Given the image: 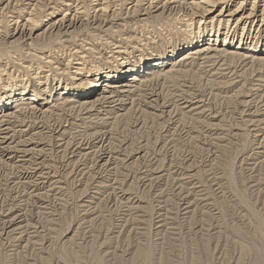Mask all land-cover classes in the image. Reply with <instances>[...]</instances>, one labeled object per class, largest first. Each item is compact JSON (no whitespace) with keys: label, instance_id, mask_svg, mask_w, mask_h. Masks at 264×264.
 <instances>
[{"label":"rangeland","instance_id":"374dc122","mask_svg":"<svg viewBox=\"0 0 264 264\" xmlns=\"http://www.w3.org/2000/svg\"><path fill=\"white\" fill-rule=\"evenodd\" d=\"M21 1H16L18 5L13 0L8 10L3 11L4 4L0 0V26L4 29L10 28L9 16L18 14ZM90 5L85 3L90 17L89 20L85 16L88 20L84 22L85 29L81 27L71 36L80 33L104 36L103 31L91 29L95 10ZM45 8L35 15L37 25L42 24V27L35 34L39 38L32 42L33 46H24L10 38L0 45V53L7 50L24 52L25 48L35 53L45 45L44 41L47 44L50 41L58 43L60 35L48 30V22L43 23ZM127 12V7L121 6L117 15L109 12L107 17L99 18L107 24L103 30L115 33L118 23L124 24L123 20L126 25L129 21L132 25L130 18L134 15H126ZM62 15L63 12L59 13L55 20ZM150 18L147 28L139 29L141 33L138 36L142 37V44L136 43L139 50H134L130 56V60L137 64L142 59L148 62V57L158 59L153 55L164 54L171 46L173 50L179 48L184 40L198 32V26L187 28L174 18H165L160 23ZM221 32L220 40L223 41L226 29L222 28ZM237 34L238 40L234 45L239 44L240 29ZM259 36L256 31L252 32L255 41L259 42ZM212 40L205 47H213L216 39ZM263 41L260 45L264 49ZM183 53L160 69L149 70V75L169 71L175 62L180 61ZM229 56L216 63L209 61L203 65V61H199V65L188 74H168L158 83L153 79L157 84L154 83L151 92L148 90L142 97L138 94L127 99L121 111H117L120 114L127 111L126 117L117 118L112 123L106 121L104 124L105 121H97L93 117L92 120L89 115L75 118L78 115L75 112H60V103H52L56 97L42 93L41 103L55 106L48 108L47 116L41 121L43 127L48 130L63 126L67 131L63 138L65 142H71V147L77 148L76 145L84 142L88 146L73 156L70 154L72 149L66 147L69 143L60 149L56 146L59 143L57 138L34 134L37 142L54 145L46 147L47 152L39 162L44 161L48 171L57 177L35 192L34 188L17 179L21 164L0 166V219L13 210H20L29 226L24 235L0 234V264H264V67L258 62L253 64L251 59L241 63L239 56ZM2 63L0 95L7 82L22 85L30 80L29 86L32 82L35 84L32 76L19 65ZM218 63L220 65L217 66ZM110 66L114 71L118 70L115 63L107 67ZM132 77L128 76L127 80ZM108 82V77H105L92 99ZM141 88L147 90L144 86ZM196 92L207 102L205 111L202 109L204 114L201 110L191 111L182 102H177ZM151 94H157L154 98L158 102L151 101V106L160 108L170 104L171 110L168 111L171 115L168 111L164 114L161 110L156 112L150 105L145 108L138 105L145 104V101L149 103ZM75 97L80 102L85 98ZM244 101L251 102L244 106ZM132 103L136 106L133 107ZM245 109L251 111L244 113ZM95 134L106 135L108 142L104 149L113 153L114 163L111 165L97 158L100 149L94 144ZM86 147L91 149L84 150ZM94 149L99 150L95 152Z\"/></svg>","mask_w":264,"mask_h":264},{"label":"bare ground","instance_id":"6f19581e","mask_svg":"<svg viewBox=\"0 0 264 264\" xmlns=\"http://www.w3.org/2000/svg\"><path fill=\"white\" fill-rule=\"evenodd\" d=\"M2 1L4 4L2 9L4 11L6 9L8 10L7 7L10 6L13 0H2ZM16 1L17 0H15V2ZM18 3L16 2V4ZM21 3L22 6L21 8H19V12H17L18 14L15 16H9L8 28L10 27L9 28L10 31L9 29H4L2 26H0L1 27L0 45L6 43L8 39L12 38L20 42V44L24 46H31V45L33 46V43L35 42V40H37V37L39 38V35L35 36V34L42 27V24L37 25L38 21L36 20L37 17H35V15L39 13V11L42 8H44V6H46L45 8L46 11H44L46 15L44 16L43 23L46 24V22H48L47 25L49 26V28L47 27L48 30L52 31L53 33L56 31L58 35H60L58 36V39L60 40L57 39L59 41L58 43L56 42L52 43L50 41V43L47 44V42L44 41L45 45L43 44L44 46L38 48L39 50H36L35 53L30 52L29 51L30 49L27 50L26 48H25L26 50L24 49V52L7 50L3 53H0V63H2V61H5V63L4 62L3 63L6 65L11 63L13 64V66L16 64L19 65L21 68L24 69L25 73H28L32 76L31 78L32 80H34L35 83L33 85L32 82L31 85L29 86L30 83L28 82L30 80L28 79L31 78L24 79L25 81L28 80L27 82L28 84L26 82L22 83L21 81L20 82L22 83V85L7 82V84L4 87L3 94L0 95V166L1 167L2 165L9 166V163L21 164V166L18 165L19 170H18L17 179L20 182L22 181L26 183L29 186V188L30 187L34 188V192L37 189L44 187L51 180L57 178L54 176L55 174L52 175L50 171H48L47 166H44L43 163L44 161L39 162L41 159H43L44 157L43 155L46 154L47 152L46 147L47 146L53 147L54 145H49L48 143L45 144V142L42 143L40 141L37 142L35 137L39 135L37 133L43 135L47 134V136L51 135V138H57V142L59 141V143H57L56 146L59 147L60 149H63L64 146H66V143H69V145L66 147H69V150L72 149V152L71 153L68 152V153L72 154L73 156L77 155V152L81 150L82 147L88 146L84 144L86 143L84 142L83 144L76 145L77 148L71 147L72 146L71 142H65V139L63 138V133L66 131V129L63 126L52 129L49 128L47 125V127L49 128L48 130L43 127L41 121L47 116V112L49 110L48 108H53V107L55 108V106L52 105V107L50 106L48 107L44 103H41V97H43L42 93L44 95L46 93H49L50 97H52L53 95L54 97H56L55 99H53L52 103H57V102L60 103L61 105L60 112L61 110L66 112L68 111V113L70 112V114L71 113L73 114V112H75L78 114V115L74 114L75 118L77 117L80 118V116L82 115H89V118L92 119L93 117L97 121L98 120L99 121L102 120L101 122L105 121L103 123L106 124V121L111 122L117 118L121 119L124 116L126 117L127 111L125 112V114L124 113L120 114L117 111H121L120 109L123 107V104H125L124 102H126L127 99L130 100L134 98V96H138V94L139 96L142 97V95L148 90H150L151 92V87L154 85L155 82L153 81L155 79L157 82L158 80L160 81L164 80V78L162 77L165 76L166 78V75L168 74L170 76H174L176 74L185 73V72H187L188 74V71L192 70L193 68L199 65L198 63L199 61L200 62L203 61L202 63L204 65V63H208L209 61H211V63L212 61H214L215 63L220 62V60L222 61L221 58H224L225 56L228 55L230 56L236 55L241 58V59L239 58V60L244 61V62L241 61V63H245L251 59L250 61H252L253 64L255 62H258V64L260 63L263 65L262 67H264V56H259L261 54L262 55L264 54L263 45H260L261 41L264 40V0H90V2H88V0H22ZM85 3H90L91 4L90 6H92L93 9L95 10L94 11L95 13L93 14L95 17L92 16L95 18V20H93L94 22L92 23V25L96 27L93 28L91 25V29H93V31H97V30L99 32L103 31L105 33L104 36H100L97 34L90 35L88 32L91 31L87 27L88 25L87 23H86L87 24L86 27L88 28L87 30H89L87 32L88 34L85 35L80 33V34H76L75 36H71L74 33H76L75 31H78L79 28L83 27L84 22H86V20L90 18L89 11L87 10L88 8L85 7ZM121 6L127 7L128 12L126 13V15L129 16L134 15V17L131 16L132 18H130V20L132 21V25L130 21L128 25H126L125 20H123L124 24H120L121 22L118 23L116 27L117 30H115V33H110V30L109 31L103 30V27L104 28L107 27V24H105V21L103 19H102L103 21H100L101 19L99 20V18H102L103 16L107 17V14L109 12L111 15L114 16L115 14L117 15L118 8H120ZM61 12H63V15L55 20V18H57V15ZM85 16H87L88 18ZM141 17H143V19H141ZM150 17L159 20L157 21L159 23L160 20L162 21L165 18L168 19L174 18L175 21L185 25L187 28L193 27L195 29V27L198 26V32L196 34H193L189 39L184 40L179 48L173 50V46H171L169 50H167L168 52H165L164 54H160V55L152 54L156 58L159 57L158 59H154V58L151 59L148 57L147 58L148 62H145V59H142L140 63L137 64V62L130 60V56L133 55L134 50L137 49L139 50L140 47L136 46V43H139L137 45L142 44L141 42L142 40H140L142 37L138 36L140 32L139 29L147 28L146 24L150 22L148 21L151 19ZM103 22L105 25L103 24ZM153 27L154 26H152V28ZM222 28L226 29V36L223 38V41L220 40L221 36H223V34L221 35ZM83 29L85 28L83 27ZM239 29L241 30L239 44L234 45L236 44L234 43L235 40L238 38L237 32L239 31ZM201 30L202 32H199ZM254 31H256L257 34L260 35L259 37H261V39L263 40L259 39V42H257V40L255 41V39H253L254 37L252 38V32ZM107 32H109V34ZM124 36L126 38L124 40L121 39ZM213 38L216 39L214 40L216 41L215 44L212 45L213 47H205L208 41H213L212 40ZM231 49H233L234 51H230ZM182 52H184L181 57L182 59L180 58V61L178 63L175 62L169 71L168 70L167 72L164 71L165 73L158 75L153 73L149 75L148 72L149 70L154 71L160 69L165 64L169 63V61L173 60V58L176 55H179ZM13 54H17V55H13ZM229 57H227V59ZM114 63L118 66V70L116 71H114L111 68V66L107 67L110 64H114ZM253 64L252 67L254 66ZM216 65L218 66L220 64L218 63ZM10 68H12V66ZM198 71L200 70L198 69ZM8 75L12 76L11 73L10 74L8 73ZM60 75L67 76V78L69 79L67 78L63 79ZM131 75H133L134 77L127 80V77ZM105 77L106 78L108 77L109 82L104 85V89L102 90V92L96 94L95 99H92V96L98 91L99 88H101V81ZM142 86H144L147 90L144 91L141 90ZM159 91L161 92V90ZM245 95L246 94H244V96ZM75 96H85V98L84 100L80 99L82 100L80 102L78 101V99H74ZM155 96H157V94L156 95L151 94V97H149L150 98L149 103L145 101V104L138 103V105L140 107L143 106L144 108L150 105L149 107L156 110V112L161 110L163 114L167 113L168 109L171 110L170 104L168 106L165 104L164 106L162 105V107H160L161 109L159 108V106H155V105L151 106V101L152 103L157 102V99L155 100L154 98ZM250 97L252 96H247V98ZM133 100L131 102H133ZM177 102H180V104L182 102V105H185L184 106L185 108H190L191 111L192 110L202 111V109H204L203 111H205V108L207 107L206 106L207 102L204 100V97L198 94L197 92L194 93L193 96L187 94V96L183 97L182 99H179ZM250 102L244 101L242 103L244 106L245 105L247 106V104H249ZM132 106L134 107L136 105L132 103ZM46 107L47 109H45ZM129 109L130 108H128V110ZM173 109L174 108H172V110ZM170 110L168 111V113H170L171 115ZM243 111L244 113H247L250 112L251 110L245 109ZM135 112H138V110ZM153 113L150 114L152 115ZM112 115H113L112 118H108V116H112ZM248 115L250 116L254 114H248ZM21 116H24V118H21ZM167 116L168 118L170 117L169 114ZM96 120L94 122H97ZM16 123L17 126H15ZM18 127H21V129L17 130ZM60 137L63 139H60ZM106 142H108L106 135L98 134L95 136L94 144L97 148L100 149L101 152V155L99 152V155H97L99 157L97 158H99L101 161H106L108 165H111L113 162L112 161L113 153L110 152L109 149L108 151L104 149ZM90 149L91 147L84 148V150H90ZM97 150L94 149L95 152ZM84 154L85 153H83V155ZM36 195L38 196V198L40 197L39 194ZM32 196L37 197L34 195ZM0 222H1L0 223L1 235H6L7 233H13V234L20 233L24 235L28 231V227H29L28 224L26 223L27 219L24 217V215L20 210H15V211L13 210L11 213L1 218Z\"/></svg>","mask_w":264,"mask_h":264}]
</instances>
